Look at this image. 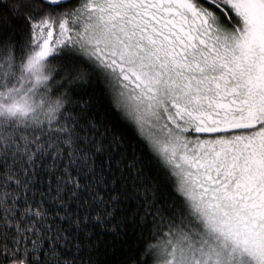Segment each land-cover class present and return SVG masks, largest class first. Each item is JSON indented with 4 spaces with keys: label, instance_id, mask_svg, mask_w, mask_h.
Returning a JSON list of instances; mask_svg holds the SVG:
<instances>
[{
    "label": "snow or ice",
    "instance_id": "snow-or-ice-1",
    "mask_svg": "<svg viewBox=\"0 0 264 264\" xmlns=\"http://www.w3.org/2000/svg\"><path fill=\"white\" fill-rule=\"evenodd\" d=\"M69 3L12 0L0 12L2 80L19 67L46 84L47 118L0 123V248L10 238L15 254L30 233L47 241L41 264H105L135 225L164 237L150 245L158 264H264V0H83L58 11ZM9 16L26 37L15 39ZM52 60L68 67L46 83ZM93 80L146 141L176 199L141 178L134 153L120 154L121 136L88 119L89 101L69 99ZM105 167L121 173L106 191L95 179ZM129 200L136 210L117 219Z\"/></svg>",
    "mask_w": 264,
    "mask_h": 264
},
{
    "label": "trees",
    "instance_id": "trees-1",
    "mask_svg": "<svg viewBox=\"0 0 264 264\" xmlns=\"http://www.w3.org/2000/svg\"><path fill=\"white\" fill-rule=\"evenodd\" d=\"M11 2L12 0H0V12H4L7 15L9 13ZM82 2L83 0H71V3L67 4L63 9H58V11H67L69 9L78 7L79 3ZM9 19L13 25V28L16 29L15 39L26 37L27 26L21 25L19 21L12 16H9ZM51 63L56 68H59L61 64H63L66 68L68 67L67 60H52ZM75 63L78 68L83 67L84 69H87L86 64H80L79 62ZM71 74L72 76H75L76 72L72 71ZM61 75H63V73H61ZM59 78L60 77L57 76V79ZM101 89L102 85L95 80H93V82L89 85H76L70 90L69 99L73 102L77 100L89 101L93 107L88 115V119H94L98 124L103 122L104 126L112 129L111 134L121 136L124 147L121 149L120 154L122 155L124 152H127L129 159H131L134 153L135 157L139 161L137 167L143 169V176L141 178L145 179L146 181H151L154 184L164 188L169 202H171L173 199H176L172 189L170 187H166L167 173L162 169L159 161L150 151L146 141H144L142 137L137 134L136 130L131 125L123 122L120 119L116 110L111 107L108 100L102 97ZM63 91H65V89H59L57 91V95ZM97 138L99 139V137ZM105 161L106 156L101 155L99 158L95 159V164L97 167H99L100 165L104 164ZM113 164H115V161ZM120 167L123 168V165H120ZM112 171L115 173V175L109 174L107 167H105L103 172L98 171L95 177V179L102 181L100 187L104 188L105 191L107 188L112 187V181H115L117 177H120L121 175L120 171H117L115 167H113ZM133 172H135V170H133ZM124 176L127 179L129 177V173L125 172ZM133 180H135L134 175L131 176V179H127V183L131 185ZM103 181H107V185H105ZM124 183L125 181L121 180L115 185V187L120 191H124ZM53 187H55L54 182ZM137 187L141 186L137 185ZM103 194L104 192H101V195ZM130 194L131 193H126V195ZM52 195H55V192H53ZM124 198L125 197H122V199ZM39 199V196H37V201H39ZM50 203L51 201H48L44 207L47 208L48 204ZM137 203H139V200H129L126 204H121L120 210L117 213V219L123 215L131 216V213L136 210ZM37 226L40 227L41 225ZM148 227L151 228L152 225L149 224ZM8 230L14 231V229ZM125 231L128 233V235L124 238L127 240V243L118 242L117 244L113 245V248L118 249L114 256H101L100 259L104 260L105 264H124L125 261H127L128 264H142L144 260H147L148 264H158L157 253L152 251L150 245L161 244L164 240V237L162 235H156L155 238H153L151 232L143 228H138L135 225H129ZM162 231L167 232L168 229L164 228ZM25 235L31 236V239L22 241L21 245H19V251L15 252V254H12V252L17 246L12 244L10 238L5 241V243L8 245V251L5 252L2 248H0V264H14V260L20 259H26L28 264H41V261L44 260L43 253L48 247L47 241L41 242V239L34 234L26 233ZM40 235L42 237V233ZM31 240H37L36 247H33ZM106 240L111 241L112 237L108 236L106 237ZM25 248L28 249L26 254L24 252ZM111 251L112 248L109 249L110 253ZM33 257H35V259H33Z\"/></svg>",
    "mask_w": 264,
    "mask_h": 264
},
{
    "label": "clouds",
    "instance_id": "clouds-1",
    "mask_svg": "<svg viewBox=\"0 0 264 264\" xmlns=\"http://www.w3.org/2000/svg\"><path fill=\"white\" fill-rule=\"evenodd\" d=\"M55 70L54 66L45 62L41 79L47 77L46 83H50ZM9 76L10 82L4 83L0 75V123L35 124L37 117L46 122L43 114L46 109L40 107L41 100L46 98L42 94L46 84L37 85V77L23 72L19 67Z\"/></svg>",
    "mask_w": 264,
    "mask_h": 264
}]
</instances>
